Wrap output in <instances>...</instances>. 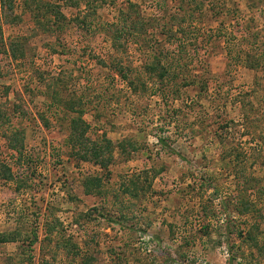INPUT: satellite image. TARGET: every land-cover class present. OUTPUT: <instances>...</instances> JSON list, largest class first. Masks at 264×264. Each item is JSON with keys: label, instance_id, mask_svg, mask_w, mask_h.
I'll return each instance as SVG.
<instances>
[{"label": "rangeland", "instance_id": "1", "mask_svg": "<svg viewBox=\"0 0 264 264\" xmlns=\"http://www.w3.org/2000/svg\"><path fill=\"white\" fill-rule=\"evenodd\" d=\"M48 1L64 28L0 0L2 42L18 49L0 48V264H264V0H184L177 69L201 83L179 97L141 63L147 43L115 46L106 24L130 1L160 7L150 26L164 31L180 0L35 13ZM156 42L147 51L174 49Z\"/></svg>", "mask_w": 264, "mask_h": 264}, {"label": "trees", "instance_id": "2", "mask_svg": "<svg viewBox=\"0 0 264 264\" xmlns=\"http://www.w3.org/2000/svg\"><path fill=\"white\" fill-rule=\"evenodd\" d=\"M10 1L11 0H9L8 2L9 6L11 5ZM20 1L22 2L21 6L24 7V10L26 11L29 10V12L32 11L34 13L35 18L33 19L36 21V23H38V21L43 20L42 16L46 14L49 10H50V13L53 12L51 16L53 18V21L58 24L59 28H64V26L67 24V20L68 21L70 20L69 18H67L65 13H63V11L60 9L61 4L59 1H48L47 5H44L47 8V10L46 11L42 10L41 13L37 11L35 13L36 4H39L40 0L36 1V4H34V7H32L31 5L32 3H34L33 0H20ZM61 2H65L64 4L66 6H76L79 4V0H62ZM186 3L188 2L184 0H180V2L177 3L178 8L184 6L182 10L185 9L186 8L185 6L187 5ZM3 6L5 5H2V3L0 2V9H3ZM158 8L160 7L155 8V10L152 12L146 13L136 3H132L130 1L124 2L123 7L120 6L117 9L115 20L106 24L107 32L109 33L108 38L111 40L112 44L118 47L120 46V44H122V42L128 43L130 41H139L140 39L142 42H144V44L147 43V45H144L145 48L141 50L142 56L144 58V61H141V63L143 64V66L146 65L145 68L147 69V71L153 72V74L157 72L156 77L159 80L160 84H162L160 85L159 90L163 97H166L168 93H171L175 97H179L181 90L183 89L186 90L187 88H190V87L193 88V86L194 87L199 86V82L201 83L199 79L195 80L185 75H182L181 68L177 69V67L180 64V59L182 58L184 48L186 47L183 41L188 36L186 29H187V26L190 25L191 22L187 23L186 21L188 17L191 16V10L189 9V7L188 9H185L186 11L184 12L186 13L182 15L184 17L182 18V21L179 22L180 24L177 23L176 25V24L171 23L169 24V26H167L164 29V31L157 30L156 32H153V28L150 25H152V23H154L155 21H158L159 19H163L162 17H159L158 15V13H160L159 11L160 9ZM177 10H181V9H177ZM161 12L162 14L164 13L166 14L165 16L164 15L162 16L167 18V20H170V18H173V20H176L179 14V12H174V13H169L166 11H161ZM186 15H187V18L185 17ZM84 19L85 18L76 17L74 18V21H76L78 24H82L84 23ZM149 27H150V30H149ZM50 28H51L50 26H47L46 29H44L45 30L44 32L53 34L55 32V29L50 30ZM162 40L173 44L174 49L172 51H169V50H166L164 47H162L161 50L158 51V53H151L150 51H147V48L152 46L151 42L152 43L156 41L161 42ZM15 41H16V38L13 39L9 44H4L2 42V35H1L0 36V48H3L4 50L9 49L8 51H10V55L16 57V52L18 51V49L16 48L17 43H15ZM149 58H152V60L150 61ZM152 61L162 62L164 64L158 67L159 68V71H158L152 65L151 63ZM172 64L174 65L172 66ZM115 72L117 75H119L121 79H123L128 84V86L132 90H136L140 81L135 80V78L134 79L130 78L129 75H127L126 72H124V69L122 67H118L117 69H115ZM178 77H179V80H177ZM53 79H55V81L52 84L53 89H54L53 92H55L57 95L60 96L61 87L63 85L57 82L59 81L58 76L53 77ZM163 81H166L167 86L168 84H170V85H173L174 88L171 89L170 92H168L169 89H167V87L166 88L163 87L164 85ZM201 88H204V86ZM59 101H60V98L58 99V102ZM59 104H62L63 108L68 110V105L70 103L61 101L59 102ZM82 121L83 120L78 117L77 118L72 117L69 119V122L72 125V127H77V123L82 122ZM81 131L83 132V129ZM76 134H79L78 136L82 135L80 131L79 133H76ZM6 139L7 137H5V140ZM12 141L13 140H10V138L8 137L7 144L9 145ZM13 146H16L15 143ZM0 176H4V173L3 174L0 173ZM4 177H8V176H4ZM34 236L36 238V232H34ZM5 241H9V240L7 239V237H5V235L1 236L0 242H5ZM232 259H233V255L230 254L227 259L228 264L231 263Z\"/></svg>", "mask_w": 264, "mask_h": 264}]
</instances>
